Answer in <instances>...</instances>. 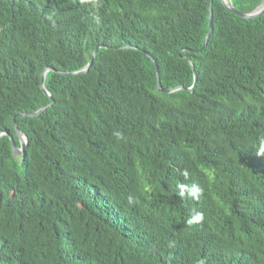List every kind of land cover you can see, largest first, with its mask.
Segmentation results:
<instances>
[{
	"label": "trees",
	"instance_id": "trees-1",
	"mask_svg": "<svg viewBox=\"0 0 264 264\" xmlns=\"http://www.w3.org/2000/svg\"><path fill=\"white\" fill-rule=\"evenodd\" d=\"M210 3L0 0V264H264V14Z\"/></svg>",
	"mask_w": 264,
	"mask_h": 264
},
{
	"label": "water",
	"instance_id": "water-1",
	"mask_svg": "<svg viewBox=\"0 0 264 264\" xmlns=\"http://www.w3.org/2000/svg\"><path fill=\"white\" fill-rule=\"evenodd\" d=\"M224 6L230 10L231 12H234L236 13L238 16L242 17V18H254V17H258L262 14H264V2H262L257 8H255L253 11L249 12V13H243V12H240L238 11L233 5H232V0H220ZM211 29H212V0H211V3H210V6H209V30L207 32V35H206V39L204 41V44L205 45L207 42H208V38L210 36V32H211ZM97 48H95V50L93 51L92 53V56L90 58V61L82 68L80 69L79 71H75V72H67L66 74H75V73H79V72H86L88 71V69L90 68V66L92 65V62L95 58V55H96V51H97ZM194 68V67H193ZM51 68H47L44 73L42 74V79H41V88L43 89V91L49 96L51 97V94L49 93V91L46 89L45 87V77H46V73L48 70H50ZM51 70H54V69H51ZM55 71V70H54ZM156 71H157V76H158V68L156 67ZM197 82V77L196 75L194 76V82H193V85L191 87H188L189 90H192L195 86ZM157 87L159 90H163L165 92H173V91H176V90H179V89H182L184 87L182 86H178V87H175V88H169V89H162L161 88V85H160V79H159V76H158V79H157ZM52 105V103H49L48 105H45V106H42L41 108H39L38 110L34 111V112H30V113H18L19 116H36V115H39L41 112H43L48 106ZM15 130H16V135L18 137V140H19V145H17V143L15 142V139L13 137L12 134H10L8 131H2L0 132V136L2 134H5V135H8L10 140H11V145H12V150H13V154L14 155H19L21 157L24 156V151H25V147H26V144H27V141H28V138L27 136L18 128V126L15 124ZM0 199H1V191H0Z\"/></svg>",
	"mask_w": 264,
	"mask_h": 264
}]
</instances>
